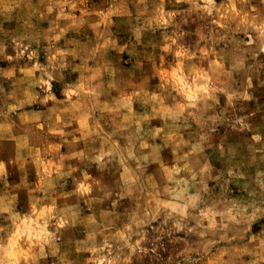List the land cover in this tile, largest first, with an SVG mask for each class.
<instances>
[{"label":"rangeland","instance_id":"1","mask_svg":"<svg viewBox=\"0 0 264 264\" xmlns=\"http://www.w3.org/2000/svg\"><path fill=\"white\" fill-rule=\"evenodd\" d=\"M0 264H264V0H0Z\"/></svg>","mask_w":264,"mask_h":264},{"label":"snow or ice","instance_id":"2","mask_svg":"<svg viewBox=\"0 0 264 264\" xmlns=\"http://www.w3.org/2000/svg\"><path fill=\"white\" fill-rule=\"evenodd\" d=\"M85 191L87 190V189H84Z\"/></svg>","mask_w":264,"mask_h":264}]
</instances>
